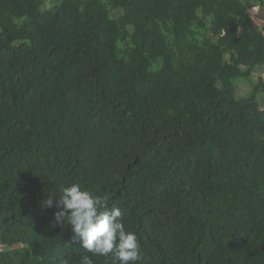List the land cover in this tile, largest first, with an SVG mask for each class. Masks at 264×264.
<instances>
[{"label":"trees","instance_id":"trees-1","mask_svg":"<svg viewBox=\"0 0 264 264\" xmlns=\"http://www.w3.org/2000/svg\"><path fill=\"white\" fill-rule=\"evenodd\" d=\"M255 1L0 0V264H119L53 227L71 184L120 206L138 264H264Z\"/></svg>","mask_w":264,"mask_h":264},{"label":"clouds","instance_id":"clouds-1","mask_svg":"<svg viewBox=\"0 0 264 264\" xmlns=\"http://www.w3.org/2000/svg\"><path fill=\"white\" fill-rule=\"evenodd\" d=\"M59 193V210L54 214L53 227L70 224L81 247L92 256L111 254L119 264H138L142 260L137 234L126 229L118 204L109 206L104 197L79 184L61 187ZM52 203L51 198L45 201L49 207ZM80 264H94V261L85 255Z\"/></svg>","mask_w":264,"mask_h":264},{"label":"rangeland","instance_id":"rangeland-1","mask_svg":"<svg viewBox=\"0 0 264 264\" xmlns=\"http://www.w3.org/2000/svg\"><path fill=\"white\" fill-rule=\"evenodd\" d=\"M254 2V1H253ZM256 5L251 10V17L253 22L260 28L264 27V6L256 0ZM257 71L255 79H257L258 73ZM262 74V73H261ZM263 75V74H262ZM251 91V85L248 80H241L239 81V94L240 95H247Z\"/></svg>","mask_w":264,"mask_h":264}]
</instances>
